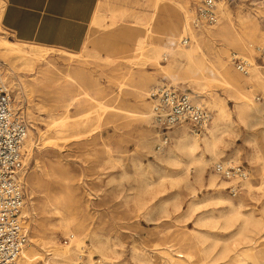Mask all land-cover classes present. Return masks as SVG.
Listing matches in <instances>:
<instances>
[{"label":"rangeland","instance_id":"1","mask_svg":"<svg viewBox=\"0 0 264 264\" xmlns=\"http://www.w3.org/2000/svg\"><path fill=\"white\" fill-rule=\"evenodd\" d=\"M135 1L100 0L95 16L108 15L110 7L143 8L136 5ZM141 1L144 0H139L140 6ZM202 1L165 0L162 3L165 8L157 10V19L153 22L152 29L160 35L165 23L173 25L176 22L174 20L178 12H170V7H167L170 5L189 8L191 24L195 8ZM0 4L4 10V1L0 0ZM220 9L219 23L207 30L216 31L226 27L242 36L245 48L222 46L223 39L212 38L211 49L207 52V69L212 70L203 76L207 83L195 70H187L190 68L187 61L180 62L177 58L178 49L183 47L181 39L173 45L169 44L166 37L162 40L170 52L167 54V61L164 56L158 64L148 54L141 55L139 51L129 53L123 49L125 41L119 37L118 32L134 21L132 16L118 18V26L110 27L113 21L104 15H100L94 23L92 21L84 48L76 52L78 55L74 59L70 60L60 53L67 50L57 48H53V52L47 56L57 66L50 72L42 70L51 82L57 81L51 87L30 85L33 75L23 72L6 80L14 91L16 107L22 112L28 134L34 142L32 151L26 154L25 192L26 206L30 212L26 217L30 239L28 247L32 245L34 237L47 240L52 238L55 242V245H47L41 249L39 264H52L46 250L53 252L55 247L73 248L72 240L63 229V217L76 218V222L82 224L78 232L82 233L85 228H96L102 240L111 236L117 243L114 264H166L168 257L165 251L168 250H174V256L183 253L187 264H210L217 259L215 264H264V239L258 243L262 254H256L255 251L235 253L238 250L235 246L238 244L232 237L238 227L226 228L224 218L213 219V216L224 217V213L229 211L230 203H241L243 214L263 219L264 187L260 190L257 187L261 186L264 179L259 172L264 160V139L260 133L240 121L234 113L236 100L223 93L221 82L208 80L217 76L213 70L219 67L221 55L225 51L229 54L230 66L234 72L237 71L232 63L233 53L248 58L252 64L251 69L261 67L264 72V63L257 58L258 48L264 46V38L259 35L254 40L246 29L247 22L257 20L264 32V5L258 0H227L226 6ZM148 28L147 23L142 24L136 33L140 34ZM191 28L193 29L192 24ZM207 30L203 32L206 33ZM203 32L194 30L193 33L200 36ZM0 36L18 42L3 27L0 29ZM159 38L156 37L155 41H159ZM92 49L98 52H92ZM109 51H114L112 56L116 58L115 62L108 59ZM168 64L171 74L177 78L176 84L165 71ZM8 68L6 61L0 57V70L5 74ZM68 73H71L72 78L67 76ZM194 81L197 82L193 83ZM135 86L147 89L142 99L150 107L151 122L152 102L148 95L153 88L167 86L195 95L196 102L205 104L210 109L212 124L221 113L215 105L220 103L218 101L221 98L225 101L232 115V122L223 117L217 122L216 129H219L218 134L223 141L220 154L222 161L211 163L210 170L201 182L190 187L168 178L164 186H147L151 181L158 182L168 171L175 174L176 167L168 162H163L156 168L152 165L156 163L157 153L164 151L162 156L165 155L176 144L179 136L186 135H177L178 131L187 130L188 136L201 138L208 134V130L197 134L188 125V128L177 127L169 133V144L158 150L161 136L153 122L147 124L139 118L140 113L148 108H139ZM67 87L69 92L66 91V95L81 94L77 104L69 109L64 107V98L60 96L63 94L60 89ZM245 89L254 101L257 97L264 99L261 90L251 86H246ZM209 91L220 98L211 99ZM68 100L65 97V101ZM100 105H106L107 109L99 110ZM61 126L75 128L73 131H62ZM148 130L154 134L151 152L142 148ZM203 151L204 145L201 144L197 156H202ZM205 155L210 158L208 153ZM227 160L232 162L231 165H241L249 172V180L244 183L242 193L236 198L227 189L209 186L210 173H215L214 165ZM140 163L143 167H151L146 177L136 167ZM230 185L231 182H228L227 188ZM239 224L237 223L238 226ZM84 232L81 237H86L82 252H79L80 260H100L101 264H106L102 250L86 235L88 231ZM213 245H216V250L211 253V258L206 250ZM222 246L229 248L231 252L221 259L218 253ZM189 252L191 255L187 256L186 253Z\"/></svg>","mask_w":264,"mask_h":264},{"label":"bare ground","instance_id":"2","mask_svg":"<svg viewBox=\"0 0 264 264\" xmlns=\"http://www.w3.org/2000/svg\"><path fill=\"white\" fill-rule=\"evenodd\" d=\"M164 2L165 0H159V2H157V4L159 3V8L160 7L165 8V6L162 4ZM225 6H226V2L222 4L221 7H225ZM167 7H170V12L171 10L178 12V16L176 20H174L176 22L173 23V25L170 23L164 24V28L163 29L161 28L162 33L160 35H157L156 30L152 29V24L157 19V15H158L157 10L154 11L152 17H150L147 21L145 19L137 20L136 22L130 23L128 26L125 25L124 28L120 29V31L118 32L120 34L119 37H122V39L125 41L123 49L126 52L135 53L139 51L141 52V55L148 54L150 59H154L155 62H158V64H160V59L166 56L168 52H170V49L163 44L162 40L166 37L169 40V44L173 45L177 42V40L182 39L183 37H187L188 39H190V44L188 47H180L178 49V52L176 53L177 58H179L180 62L187 61L190 67L187 70L193 69L196 72H198L203 79H205L203 76L208 71L212 70V68L207 69V61H208L207 52L211 49L212 46L211 44L213 43L212 38L220 37L221 39H223L222 46L229 45L231 47H239L241 49L245 48L242 36H240L237 33H234L233 31H229L226 27H221L216 31L207 30L206 33L203 32L202 34L200 33L201 34L200 36H195L193 33L194 30L191 28V24H190L189 8L182 5L180 6V8H177L172 5ZM3 13L4 10H2V6L0 4V29L2 28ZM104 16L106 18L112 19L113 23L110 27L118 26L117 20L114 16L112 15H104ZM145 23H147L149 28L146 31L141 32L140 34H137L136 32L139 31V26ZM246 29L249 31L248 33L252 39L257 40L259 35H262V37L264 38V32L262 30L261 24L257 20L247 22ZM156 37H160L159 41H155ZM252 46L253 44L250 46V48ZM91 51L98 52L93 49ZM52 52H53V48H50L49 46L46 47L37 44L32 45L27 43L13 42L8 40L6 37L0 36V57L4 61H6V64L9 66V68L6 69L5 74L2 72V70H0V75L6 81L7 79H12L15 76V74L18 72L32 74L33 81L32 83H30V85H33L34 87L35 86L51 87V84L57 83V81L51 82L49 78L45 77V74L43 72L44 71L50 72L51 70L57 68L55 64H53L51 61L47 59V56ZM113 52L114 51H109L107 54H108V59L110 60L113 59V62H115L116 58L112 56ZM60 53L67 56L70 60L74 59L75 56L78 55L74 51L72 52L61 51ZM93 56L95 57L96 55L94 54ZM221 56H222L221 57L222 62L220 63L219 67L214 68L213 70V72L217 76L208 80H216L221 82L223 93L226 96L233 97L236 100L237 106L234 113L238 116L240 121L246 124L248 128L253 129L255 132L260 133L262 138L264 139V104L261 101H258L257 99L256 101H254L252 95L249 94L245 89L246 86L255 87L261 90L264 94V72L261 70V67H253L251 69V73L248 76H243L238 72H234L233 69L231 68L229 62V54L227 51H225V54ZM165 71L172 78L171 80L174 82V84H176L177 78L171 74L170 65L166 67ZM67 76L69 78H72L71 73H68ZM205 81L207 83L206 79ZM195 82L197 81H194L193 83ZM134 89L136 91L135 96L138 98L139 108L142 107L148 108L147 111L140 113L139 118L143 122H146L147 124L148 123L151 124L153 121L151 122L150 107L148 103L142 99L147 89L139 86H135ZM204 90H206V87L204 88ZM66 91L69 92L68 87L60 89V92L63 93L60 96L64 98L63 101L65 102L64 107L69 109L77 104L78 97H80L81 94L68 96L66 95ZM209 92L211 94V99L220 98V96H216V95L214 96V94L211 91ZM84 94L89 97V95L86 92H84ZM193 96L194 98L196 97L195 95ZM65 97L66 98L68 97L69 100L65 101ZM218 102L220 103H217L215 105V108L221 111V113L219 114V117H217V119L215 118L213 124L211 122L212 126L211 125L207 126L206 128L208 130L207 135L198 138V137H193L191 135L188 136L187 130L178 131L176 133L177 135L178 133H181L182 135L186 133V135L179 136L176 139V144L173 147L169 148V150L165 153V155L162 156L164 151L161 153H157L159 155L156 157L157 159L156 163H154L152 166L156 168L155 166L163 162H168L176 167L174 172L175 174L172 175L171 172L168 171L167 173H165L163 176L160 177L158 182L156 181L155 183L154 181L153 182L151 181L147 185L148 187H153L155 184L164 186L165 181L168 178L173 179L176 183L183 182L191 187L193 184L202 181L204 176H206L208 170H210L209 166L211 163L221 160L220 157V154L222 152L221 144L223 141L218 134L219 129L218 130L216 129L218 126L217 122L221 119V117H223L228 122H232V117H231L232 115L228 111L226 107V103L222 98ZM98 109L106 110L107 106L100 105ZM185 126L186 128H188L187 125H183L182 127ZM61 128L62 131H73L75 126H61ZM153 139H154V134L148 130L147 135L143 139L142 148L144 150L151 152L152 146L154 144ZM201 144L204 145V151L202 156L198 157L197 152L201 149ZM33 145H34L33 139L31 135L29 136L28 134L24 147L25 155L32 151ZM205 153H208L210 158L207 157ZM231 163L232 162L230 160L224 162V164L227 165H231ZM143 166L144 165L140 163L136 167L139 170H141L143 176L146 177L151 167L150 166L143 167ZM259 172L262 175V177H264V160H263V166L261 167ZM220 178L221 177L216 173H210L209 186L216 188L218 187L221 189H227L228 182L225 181L224 179H223L224 181H222V178L221 179ZM249 185L250 187H252L251 184ZM263 187H264V179L261 183V186L257 188L260 190ZM145 191L146 189H144V192ZM241 208H242L241 203L239 205L230 203L229 211L224 213V217L213 216V219L224 218L226 228H232L234 226L238 227L236 234L232 237V239L236 240L238 244L235 246L238 247V250L235 253L240 254L243 252L255 251L257 252L256 254H260L262 251H259L258 243L261 239H264V216L263 219H254V217L251 216L250 214H243L241 212ZM29 214L30 212L28 210V206H25L24 216L27 217V215ZM76 220H77L76 218L75 219L67 218V217L62 218L64 232L66 233V235H68L70 240H72L71 243L73 244V248L68 247L65 249H61L55 247L53 249V252L46 250L49 252L48 253L49 261H51L52 264H72L73 262L80 260L81 254L79 255V252H82L81 249L84 247V237H86V236L81 237V235L85 233L84 231L86 232L88 231L86 235H89L93 244L97 248H100L102 250V253L105 256L104 260L105 262H107L106 264H114V259H116L117 256L116 241L111 236L107 237V239L105 238V240H102L100 236L101 234L99 233V231L96 230V228L95 229L85 228V230L82 233L78 232L82 224H78ZM237 223H240L239 226L237 225ZM31 241H32V245L27 247L23 251L21 257L19 258V260L15 262V264H39V259L42 258L41 249L47 247V245H55V242L53 241L52 238L51 240H47L41 237H34L32 238ZM223 247L224 246L221 247L222 250L218 253L221 259L226 258L228 254L231 252L229 248L227 247L223 248ZM214 250H216V245H213L209 247L208 250H206V252L209 254L208 257H211L210 255ZM172 251L171 250L165 251V255L168 257V261L166 260L167 261L166 264H187V261L183 259L185 258V255H183V253H179L177 256H174ZM186 254L187 256L191 255L190 252ZM91 256H92V252L89 253L90 258ZM239 257H241V255ZM217 260L210 262V264H215ZM90 261L92 260L90 259ZM143 261L144 263L146 262L145 260ZM147 263L148 262H146V264Z\"/></svg>","mask_w":264,"mask_h":264},{"label":"built area","instance_id":"3","mask_svg":"<svg viewBox=\"0 0 264 264\" xmlns=\"http://www.w3.org/2000/svg\"><path fill=\"white\" fill-rule=\"evenodd\" d=\"M227 0H203L194 11L192 27L198 32L216 26L221 18V6ZM264 5V0H258ZM188 47L190 39L180 41ZM259 61L264 63V46L258 48ZM166 55L165 61L168 59ZM232 63L235 70L248 76L252 64L250 60L233 53ZM152 102V121L161 136L158 150L170 142L169 133L176 127L190 126L201 134L212 121L208 106L198 103L194 96L172 87L153 88L149 95ZM258 101L264 99L257 97ZM28 127L15 104L12 87L0 75V264H15L28 247L29 228L24 216L26 206L25 177L27 173L25 142ZM214 172L224 180L231 182L227 188L230 195L238 197L243 185L249 180V172L241 165H227L219 162L214 165ZM72 264H101L100 260H78Z\"/></svg>","mask_w":264,"mask_h":264},{"label":"crops","instance_id":"4","mask_svg":"<svg viewBox=\"0 0 264 264\" xmlns=\"http://www.w3.org/2000/svg\"><path fill=\"white\" fill-rule=\"evenodd\" d=\"M2 27L18 42L79 52L89 37L91 23L104 14H96L100 0H3ZM159 0H139L143 8L115 9L108 15L132 16L134 21L148 20L159 8ZM139 17V18H138ZM131 22V23H133Z\"/></svg>","mask_w":264,"mask_h":264}]
</instances>
